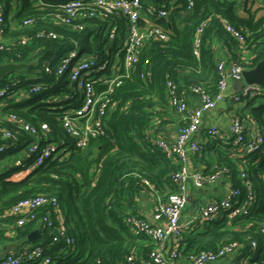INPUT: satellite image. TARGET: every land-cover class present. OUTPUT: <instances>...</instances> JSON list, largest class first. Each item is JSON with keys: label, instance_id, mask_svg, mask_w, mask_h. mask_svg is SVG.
Wrapping results in <instances>:
<instances>
[{"label": "trees", "instance_id": "obj_1", "mask_svg": "<svg viewBox=\"0 0 264 264\" xmlns=\"http://www.w3.org/2000/svg\"><path fill=\"white\" fill-rule=\"evenodd\" d=\"M0 1L4 2L7 27L4 44L0 47L1 62L33 63L25 70L27 75L12 73L0 80V89H6L7 101L13 100L17 94L27 95L21 104H10L6 109L33 125L47 123L50 140L62 142L66 148V153L47 159L43 166L33 169L25 178L0 181L3 220L25 238L26 245L42 246L44 253L50 255L48 264H129V255L145 257L153 244L144 235H134L124 223V217L128 213L140 215L139 198L149 194L154 199L153 189L162 194L177 189L173 180L177 162L146 138L150 133L161 135L163 117L170 112L166 82L171 79L181 88L204 84L214 91L219 60L237 62L247 69L255 67L264 58V6H257L256 1L238 0H193L190 6L187 0H174L166 17L154 19L168 33L169 39H151L143 49V58L150 59V75L142 79L140 70H137L115 89L111 95L112 104L103 118V133L92 136L87 148L80 149L62 125L63 108L55 107L80 104L79 93L76 91L70 101L61 99L60 95L69 90L68 81L66 77H56V67L73 49L80 54H96L100 62L113 60L124 34L121 32L113 41L109 39L107 30L108 23H113L112 16L107 21L90 18L82 30L56 23L51 17L56 8L49 4L65 0H42L47 5L36 0ZM162 1L143 0V3ZM27 18L35 19V22L25 26L23 22ZM117 20L121 24L125 22L124 18ZM224 20L244 36V42L227 29ZM10 21L15 28L9 27ZM204 22L206 26L197 56L193 52V41L196 30ZM43 31H56L59 36H40ZM45 63L49 64L50 72L45 71ZM142 67L139 64V69ZM37 83L50 88L29 93L32 85ZM96 86L100 91L105 89L104 85ZM55 96H59L58 102H48ZM43 98L46 99L45 106L41 105ZM261 99L264 100L262 94L245 104L252 119L264 128V101ZM0 126L16 127L10 120ZM210 138L213 143L219 140ZM34 140V136L19 131L21 145L17 150ZM208 146L209 143L204 151L195 154L205 164V173L215 167H226L231 186L242 191L243 199L247 187L241 170L246 169L255 192V202L247 214L231 221L225 216L186 229L182 254L215 250L223 244L238 242L241 248L237 259L253 252L258 255L256 258L264 261V144L263 152L258 151L248 161L226 149H218L213 155L215 160L207 159ZM8 149L0 153V159L8 154ZM37 194L56 196L63 210V219L51 228L45 227L39 218L52 211V207L44 206L38 210L36 219L16 226L19 216L12 212L13 205ZM60 224L74 237L72 245L62 241L52 243L56 226ZM1 225L0 229L3 228ZM36 230H39L40 237L29 240L28 235ZM252 240L258 242L256 252L251 247ZM22 264L43 262L38 259Z\"/></svg>", "mask_w": 264, "mask_h": 264}, {"label": "built area", "instance_id": "obj_2", "mask_svg": "<svg viewBox=\"0 0 264 264\" xmlns=\"http://www.w3.org/2000/svg\"><path fill=\"white\" fill-rule=\"evenodd\" d=\"M39 4L47 5L42 0H36ZM190 6L193 0H187ZM238 1H264V0H238ZM174 0H164L161 3L148 2L143 0H65L56 4H49L56 8L51 14L52 19L62 25H69L76 30H82L85 21L90 18H97L102 21L111 20L108 23L109 39L114 40L121 32L124 34L119 41V50L113 60L106 59L98 61L96 54H80L77 49L71 50L62 58L56 67V77L67 78V88L63 95V101H70L75 92L79 93L80 104H67L55 106L63 108L64 113L61 122L65 130L74 140L76 147L86 149L92 136L103 133V118L112 104L111 95L115 89L121 86L126 79L130 78L137 70L142 79L150 75V59L143 58V49L146 43L154 38L162 40L169 39L168 33L154 21L155 18H163L168 15L169 9L173 6ZM124 18V24L117 19ZM35 22L33 18H27L23 24L30 26ZM227 29L241 42L244 36L228 21L224 20ZM11 29L15 24L10 21ZM7 25V26H8ZM206 22L196 30L193 41V52L199 55L201 48V35ZM6 20L4 2L0 1V47L4 44L6 36ZM40 36L57 38L56 31L41 32ZM117 55L120 59L117 60ZM139 64L143 67L139 69ZM46 72H50L49 64L45 63ZM247 69L237 62H229L225 59L219 60L217 64L218 82L216 89L211 91L204 84H193L189 88L180 87L175 81L169 79L166 82V94L169 106L181 117V125L178 127L176 137L169 139L163 135L146 136L151 143L162 150L167 157L178 164V169L173 175L177 187L176 191L162 194L153 189L154 209L153 216L157 221L154 224L141 215L128 213L124 217V223L134 235H144L153 244L145 257L138 255L127 256L129 264H214L223 259L229 258L227 264H264L262 259L256 258L253 252L242 254L237 259L241 248L238 242L223 244L215 250L190 251L182 254V240L186 227L182 224L184 208L190 201L188 183L192 181L198 188L214 184L221 178L227 176L226 167H215L211 172L205 173L203 169H191L189 166L190 155L204 151L207 142L198 138V133L203 126V118L207 112L217 108L223 100L231 99L235 104H244L258 95H264V86L259 84H245L239 92L228 94L229 83L243 78V71ZM96 84L105 86L103 91L97 89ZM49 85L34 84L29 93H38L49 90ZM194 94L198 100L196 105L189 102L190 95ZM6 89H0V98H5ZM58 97H53L48 102L56 103ZM71 107V108H70ZM8 120L15 124V129H8L0 126V153L8 148H18L19 131L27 132L35 137L34 141L22 146L21 159L15 161L17 167L29 164L33 169L44 165L47 159L59 153H66L63 143L50 140L49 126L41 122L38 126L31 124L15 113H9ZM245 120L237 112L231 113L229 124V135L217 126H210L205 131L210 137L219 138L218 145L226 149L238 158H245L244 161L252 159V156L263 152L264 128L250 118ZM32 169V170H33ZM228 177V176H227ZM241 177L245 179L247 187L244 198L239 188H228L221 198H212L195 207L194 215L190 220L191 227L203 226L212 223L222 217L229 221L239 215L247 214L255 202V192L251 181L247 178L246 169L242 168ZM149 187L150 183L146 182ZM152 189V188H151ZM44 206H51L39 222L47 228L54 226L55 222L63 219V210L56 196L48 194H37L24 198L12 207V212L19 216L16 226H23L28 221L38 217V210ZM264 232V228L262 230ZM3 232L0 229V246L2 245ZM65 242L67 245L74 243V237L69 235L63 224L56 226V233L53 234L52 243ZM170 241L172 246L170 247ZM257 240H252L251 247L256 252ZM41 259L43 264L51 262L50 255L44 253L42 246H27L19 254L8 253L0 258V264H22L23 262H34Z\"/></svg>", "mask_w": 264, "mask_h": 264}, {"label": "crops", "instance_id": "obj_3", "mask_svg": "<svg viewBox=\"0 0 264 264\" xmlns=\"http://www.w3.org/2000/svg\"><path fill=\"white\" fill-rule=\"evenodd\" d=\"M263 2V1H260ZM236 81L232 80L229 83L228 94H232L237 92V85L235 84ZM27 95L20 94L16 95L13 100H8L7 98H0V123L6 124L8 123V115L11 110L6 109L9 107L10 104H21L24 101V97ZM263 100V99H261ZM264 101V100H263ZM189 102L191 105H196L198 100L194 94L190 95ZM170 112L166 113L163 117L164 126L160 130L161 135L169 138L174 139L177 134L178 127L181 125V117L180 115L173 110L171 107L169 108ZM237 112L238 114L242 115L243 118L247 121L252 118L249 113V108H246V104H235L231 101V99L223 100L219 103L217 108L214 110L207 112L203 118V126L201 127V131L198 133V138L203 139L207 143H209L208 152L206 155L207 159L215 160L214 153L218 151V149L222 150V148L218 145V142L215 143L210 142L211 139L209 135L206 134V129L210 126H217L221 128V130L225 133V135H229V124L231 119V113ZM219 141V140H218ZM24 146V145H23ZM212 148V149H211ZM23 153V147L19 148H11L8 149V154L3 156L0 159V181L2 180H21L25 178L31 171L32 166L29 164H25L23 167H17L15 165V161L21 159ZM214 155V156H213ZM213 158V159H212ZM189 166L193 169H204L205 164L203 161H200V158H197L196 155H190L189 157ZM231 179L227 176L221 178L214 184L207 185L204 188H198L194 185L192 181L188 183V188L190 192V207L187 213L183 212L182 215V224L188 229L190 227V220L192 219V213L195 212V207L200 204L208 201L212 198H221L225 195L228 188L231 187ZM1 208V205H0ZM153 209H154V199L149 194H144L139 198V205H138V212L141 216L149 220L150 222L157 224V221L154 219L153 216ZM6 221L3 220V216L0 213V224L3 226V240L2 245L0 246V258L5 256L8 253L19 254L25 247L29 246L26 245V240L20 234L9 226ZM4 223V224H3ZM28 238V237H27ZM172 241H170V247L172 246ZM229 258L223 259L214 264H227L229 262Z\"/></svg>", "mask_w": 264, "mask_h": 264}, {"label": "water", "instance_id": "obj_4", "mask_svg": "<svg viewBox=\"0 0 264 264\" xmlns=\"http://www.w3.org/2000/svg\"><path fill=\"white\" fill-rule=\"evenodd\" d=\"M32 65L33 63L25 62L3 63L0 60V80L3 78H7L12 73L30 68ZM235 84L237 85V92H239L245 84H259L261 86H264V58L260 60L255 67L245 69L243 71V78L236 81ZM39 237V230L33 231L28 235L29 240H34Z\"/></svg>", "mask_w": 264, "mask_h": 264}, {"label": "rangeland", "instance_id": "obj_5", "mask_svg": "<svg viewBox=\"0 0 264 264\" xmlns=\"http://www.w3.org/2000/svg\"><path fill=\"white\" fill-rule=\"evenodd\" d=\"M258 4H256L257 6H264V1L263 2H259V1H256ZM22 4V3H21ZM262 12H264V11H262ZM119 59H120V57H119V55H117V60L119 61ZM26 69H23V70H21V71H18V72H15V73H19V72H22L23 74H25V75H27V72L25 71ZM55 97H58V96H55ZM260 102V101H259ZM258 102V103H259ZM45 103H46V99L45 98H43V100H42V103H41V105H43V106H45ZM245 104V103H244ZM240 105H242V104H240ZM207 156H209V155H207ZM189 207H190V203H188L187 205H186V207L184 208V213H187L188 212V209H189ZM194 215V214H193ZM192 215V216H193Z\"/></svg>", "mask_w": 264, "mask_h": 264}]
</instances>
